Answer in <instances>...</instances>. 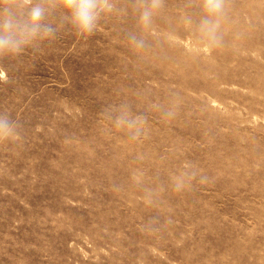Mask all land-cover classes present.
Returning a JSON list of instances; mask_svg holds the SVG:
<instances>
[{"label":"rangeland","instance_id":"rangeland-1","mask_svg":"<svg viewBox=\"0 0 264 264\" xmlns=\"http://www.w3.org/2000/svg\"><path fill=\"white\" fill-rule=\"evenodd\" d=\"M110 3L0 54V264H264V0H224L218 44L202 0Z\"/></svg>","mask_w":264,"mask_h":264},{"label":"clouds","instance_id":"clouds-1","mask_svg":"<svg viewBox=\"0 0 264 264\" xmlns=\"http://www.w3.org/2000/svg\"><path fill=\"white\" fill-rule=\"evenodd\" d=\"M161 0H148L142 4L144 11L141 15V23L147 26L151 16L160 7ZM10 5L0 11V54H18L27 45L37 39H47L54 35L55 29L50 24L44 23L45 14L52 7L58 6L64 10L66 15L63 19L73 25L78 32L90 34L97 27L102 12L111 11L110 0H10ZM202 8L205 17L199 24V31L206 36L210 42L218 44L220 38L217 35L220 20L224 15V0H202ZM26 9V11H23ZM133 42L142 46V41ZM172 112L166 115L171 116ZM117 127L126 128L130 131L132 138L139 136L140 130L145 124L142 116H133L127 109L121 110L116 117ZM13 132V125L8 119L0 116V138L7 137ZM195 173L188 179L194 178ZM185 176L177 178V190L184 186Z\"/></svg>","mask_w":264,"mask_h":264}]
</instances>
